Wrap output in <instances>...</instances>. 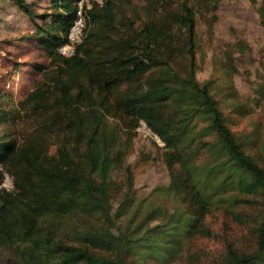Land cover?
Wrapping results in <instances>:
<instances>
[{"label": "trees", "instance_id": "obj_1", "mask_svg": "<svg viewBox=\"0 0 264 264\" xmlns=\"http://www.w3.org/2000/svg\"><path fill=\"white\" fill-rule=\"evenodd\" d=\"M0 1L31 23L22 39L48 60L22 102L0 89V264H174L211 237L215 209L245 224L253 244L226 242L222 264H264V167L254 136L231 130V113H248L234 68L225 63L221 83L196 79L197 13L215 15L218 0H178L174 10L166 0L91 2L71 58L58 48L79 0H47L41 14L27 0ZM257 16L264 28V0ZM23 111L42 123L17 140ZM140 120L164 143L169 180L143 197L127 164ZM252 201L254 217L236 210Z\"/></svg>", "mask_w": 264, "mask_h": 264}, {"label": "rangeland", "instance_id": "obj_2", "mask_svg": "<svg viewBox=\"0 0 264 264\" xmlns=\"http://www.w3.org/2000/svg\"><path fill=\"white\" fill-rule=\"evenodd\" d=\"M27 1L32 4L35 14L47 11V0ZM177 1L166 0L168 9L174 10ZM131 2L140 8L139 0ZM259 5L260 0L256 5L249 0H218L215 15L197 13L195 32L198 49L195 58L199 83L213 78L221 83L226 62L234 68L233 89L239 102L247 105L248 113L244 117L231 113L234 120L231 130L254 136L256 142L252 154L264 167V98L258 95V89L264 88V28L259 25L257 16ZM33 30L31 23L8 2L0 1V89L10 96L13 104L22 102L39 79L35 65L48 64L45 53L38 49L36 42L22 39L31 36ZM21 116L24 124L12 129L17 140L34 134L38 128L36 125L42 123L40 120L43 117L41 113L32 111H23ZM127 164L132 167L138 196H146L154 188L168 184L161 152L137 133ZM1 187L11 189L8 175H5ZM258 209V205L252 201L236 210L254 217ZM206 226L211 230V237L193 241L188 251L174 264H222L226 242L237 250L249 251L253 247L245 224L240 225L224 210H213L206 218Z\"/></svg>", "mask_w": 264, "mask_h": 264}, {"label": "built area", "instance_id": "obj_3", "mask_svg": "<svg viewBox=\"0 0 264 264\" xmlns=\"http://www.w3.org/2000/svg\"><path fill=\"white\" fill-rule=\"evenodd\" d=\"M91 2L94 4L100 5L102 0H79L77 3V10L75 14V20L71 25L67 41L65 44L58 48V54L63 58L75 57L77 54V47L82 43V37L84 33L86 18H85V9H89ZM136 133L141 135L142 138L148 140L150 143L158 149L164 147L163 141L152 132V130L146 125L142 120L138 122L136 128Z\"/></svg>", "mask_w": 264, "mask_h": 264}]
</instances>
